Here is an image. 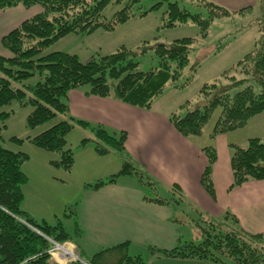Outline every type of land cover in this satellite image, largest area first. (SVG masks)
<instances>
[{"label":"trees","instance_id":"1","mask_svg":"<svg viewBox=\"0 0 264 264\" xmlns=\"http://www.w3.org/2000/svg\"><path fill=\"white\" fill-rule=\"evenodd\" d=\"M164 1L167 2L166 17L162 18L159 28L192 23L198 26L199 33L204 37L211 22L230 15L227 9L205 0L198 1L209 10L207 18L200 14H190L181 9L176 1ZM139 2L140 0H0V11L16 6L28 9L37 6L41 10L1 39V47L6 54H0V109L14 101L21 106H31L32 111L25 120L28 129H35L57 115H62V121L25 139L43 151L58 154L59 159L51 161L52 165L61 166L65 170L71 168L73 153L66 147L65 138L76 127L88 128L92 133V138L83 139L80 146L92 142L99 155L111 151L121 153L124 150V132H120L116 139L100 126L90 127L80 120L65 119L68 113L66 98L70 90L87 89L91 95L113 97L124 104L149 109L168 86L181 89L194 76L192 74L186 82L178 84L189 64L193 38L175 39L152 46H148L145 41L136 50L121 46L112 53L97 55L85 62L64 52L45 53L52 44L68 35H88L98 29L113 31L133 18L145 16L162 4L158 2L149 10L135 14ZM258 2L260 17L256 19V26L261 35L255 42L254 49L232 68L224 71L220 78L203 84L198 93V102L192 106L187 101L181 106L187 109L185 115H170L172 126L181 135L202 136L204 127L218 109L219 115L209 134L211 139L245 128L254 116L264 112V0ZM108 6L120 8L108 17L105 15ZM149 50L154 53L159 65L157 68L141 71L137 59ZM192 68V72H195L196 68ZM236 72L249 76L260 87V91L255 93L252 86H247L230 95L232 88L246 81L238 79L234 74ZM34 77H38V82L28 85V80ZM13 83H22V86L15 88ZM10 114L7 111L0 112V141L4 122ZM11 140L23 142L16 137ZM230 149L231 187L248 181L264 180L263 140L249 138L245 148L231 144ZM202 151L206 155L207 165L201 184L214 197L211 172L217 159L216 151L212 146H206ZM27 158L24 153L0 146V264H54L48 254L52 247L50 241H71L70 235L60 224H37L21 210L22 186L26 183L21 165ZM122 176L136 177L140 187L153 188L151 180L138 172L126 159L116 174L88 186L99 189L115 183ZM174 190L179 191L176 185ZM144 200L159 205L178 203L175 199L160 196L150 198L144 195ZM202 233L201 243H190L164 251V254L201 260L216 253L230 259L232 264H264V235H251L233 226L226 232L217 231L214 235L205 229ZM126 247L127 243H120L94 254L86 261L79 257L80 261L67 264H145L140 256H128Z\"/></svg>","mask_w":264,"mask_h":264},{"label":"rangeland","instance_id":"2","mask_svg":"<svg viewBox=\"0 0 264 264\" xmlns=\"http://www.w3.org/2000/svg\"><path fill=\"white\" fill-rule=\"evenodd\" d=\"M175 1L178 2L181 9H185L192 15L200 14L203 18L208 16L209 10L202 6L198 0H169V2ZM158 2H162V4L157 9L149 11L141 18H133L113 31L98 29L88 35H68L52 44L45 50V53L64 52L77 56L80 62H85L91 57L96 58L97 55L112 53L121 46L136 50L145 41L148 42V46H152L155 43H166L175 39L193 38L194 44L189 54V64L184 69L183 76L179 79L178 84L186 82L192 74L194 76L186 86L179 89V92H176L177 94L173 96V100L175 98L178 101L183 100V102L187 100L193 106L198 102V93L203 84L211 83L215 78H220L224 71L232 68L244 55L254 49V44L261 35L256 26V19L260 17V3L256 0L252 10L246 9L242 13L230 11L228 17L214 20L203 37L199 33L198 26L192 23L173 28H159L162 18L166 17L167 2L164 0H140L136 5L135 14L149 10L151 6ZM119 8L108 6L105 10V15L109 17ZM137 60L141 71H148L157 68L159 65L158 59L151 50ZM192 67L196 68L195 72H192ZM234 74L238 79H245L246 81L240 86L232 88L229 92L230 95L247 86H252L255 93L260 91V87L249 76L238 72ZM36 82H38V77L30 78L27 83L28 85H34ZM12 86L19 88L22 83H13ZM171 88V86H168V89ZM167 91V93H170L171 90ZM163 99L168 102L172 100L171 96ZM1 111H7L11 114L4 122L5 127L2 130L0 146L7 150L24 153L28 157L21 165V171L26 177V183L22 186L21 210L27 214L29 212L37 224L46 223L50 226L60 224L71 236V240H75L85 249L86 253L82 256V260L86 261L87 257L96 254V250H100L103 246L107 248L120 244L119 241H122L120 239L129 236L128 238L132 242L129 245L130 255L136 256L140 254L145 264H232L230 259L216 253L212 257L201 260L183 259L164 254V251H170L172 248H181L190 243H201L203 241L202 230L204 229L214 235L217 231H228L233 224L230 219L228 221L226 220L227 218L221 219L222 217H215L212 213L201 211L185 193L174 190V186L170 187L163 179L155 178L150 174L144 173L153 183V188L143 186V193L150 198L160 196L172 198L178 202L175 203L176 206H173L175 210L171 208L175 213L171 216L172 224L175 225L173 229L178 235V242L175 245H171L172 247L169 248L156 241L154 237H148L147 240H143L142 237L139 239L133 236L137 226L131 224L132 217L140 213V211L135 210L131 206L133 200L131 196L126 197L122 204L117 203L119 209H111V213L116 216V221L102 217L99 218L100 225L92 223L87 215L89 211L85 201L88 200V203L90 201L94 202L97 207L100 195H92L91 198L87 195L84 196L83 186L87 187L89 184L93 185L100 180L102 181L100 178L103 177H100V174L107 170L109 172H117L115 159L120 152H114L116 156L109 155L101 160L113 159L114 165L111 161H107L106 166L95 163L93 157H95V153L99 155L95 151V145L93 144V147L92 144L87 145L86 143L80 146V142L87 138H84L83 132L85 131L76 128L71 130L65 138L66 147L71 149L73 153L71 168L65 170L61 166H54L51 162H46V159L47 161L58 160V154L43 151L25 141L26 138H32L62 121L60 120L62 115H57L51 121L35 129H28L25 125V120L32 111L31 106H21L17 101H14L10 105L2 107ZM186 111V108L179 107L175 113L178 116H183ZM219 112V109L214 112L204 127V133L208 134L211 132ZM66 120L69 121V119ZM85 133L88 132L86 131ZM240 133L230 134L229 141L232 142L239 139V142L243 144L242 148L246 147L247 140L251 138V135L259 134L254 130H245ZM114 136L116 139L119 138V134ZM13 137L22 139L23 142L18 143L11 140ZM197 141H204L206 146H212L218 155L221 140L215 142V140L211 141L203 136ZM119 157H121L120 154ZM126 157L130 158L128 155ZM89 158H91L90 161ZM136 169L140 173L145 170L140 164H137ZM219 169L220 177H223L226 173L225 158L223 161H219ZM143 180L148 181L146 179ZM118 181L121 183L119 185L123 187L130 186L127 184L128 180L119 179ZM214 189H216V185ZM102 213L105 216L104 211ZM127 218L129 220H124ZM57 244L77 254L71 242ZM50 261L54 264H60L61 262L60 260L58 261L54 254L53 256L50 255Z\"/></svg>","mask_w":264,"mask_h":264},{"label":"crops","instance_id":"3","mask_svg":"<svg viewBox=\"0 0 264 264\" xmlns=\"http://www.w3.org/2000/svg\"><path fill=\"white\" fill-rule=\"evenodd\" d=\"M206 1L219 5L229 12L238 13H242L246 9L252 10L256 3V0ZM40 11L37 6L29 9L23 6H16L6 11H0V53H5L1 47L2 37L18 27L23 21L40 13ZM167 90H171L170 93H167ZM167 90L154 100L149 109L133 107L113 97L91 95L88 94L87 89L70 90L66 98L68 113L65 119L80 120L91 127L100 126L113 135L120 132L126 134L124 150L119 153L121 157L118 154L115 159L117 172L121 169L124 159L134 167L140 164L145 169L142 172L143 175L150 174L155 178H161L170 187L176 185L179 191L185 193L201 211L212 213L215 217H222L221 219L227 218L226 220H231L233 227L241 229L248 234L264 235V180L248 181L240 186L231 187L230 145L242 146L243 144L239 142V139L232 142L229 141L230 134L243 133L245 130L258 132L259 134H254L250 137L264 140V112L254 116L244 129L233 133L218 135L214 139L210 138V133H204L199 137H185L172 126L170 115L175 113L176 109L181 107L187 100L184 102L183 100L178 101L177 98L173 100V96L177 94L176 92H179V89L171 88ZM168 96L172 98L169 102L163 99ZM76 128L88 132H83L84 138H92V133L88 128ZM203 136L211 141L215 140V142L221 140L218 155L216 154L217 162L213 164L211 172L213 186L216 185L214 197H211L201 184V177L207 165L206 155L202 151L206 145L204 141L197 140H200ZM88 144L93 145L92 142H88ZM115 154L114 151L105 155H97L95 153L93 160L95 163L106 166L107 161H111L113 164V159L108 158L107 161H101L103 157L116 156ZM127 155L131 159L126 157ZM224 158L226 173L223 177H220L219 161H223ZM90 160L91 158H89ZM46 162L49 163L51 161L46 159ZM117 172L114 173L107 170L100 174V177H103L100 179L103 181ZM132 178L131 176H122L117 178L115 183L105 185L99 189L83 186L84 196L87 195L91 198L92 195H100L97 207L94 202L90 201L88 203V200L85 201L89 211V214H87L89 219L96 225H100L99 218L102 217L116 221V216L111 213V209H119L117 203L122 204L126 197L131 196L133 199H131V206L135 210L140 211L134 216L129 213L133 216L131 224L137 226L133 236L139 239L142 237L143 240H147L148 237H154L163 246L172 247L171 245H175L178 242V235L173 229L175 225L171 221V216L175 214L171 208L174 209L173 206L176 205H159L147 202L144 200L145 194L142 187L139 186L137 178ZM119 179L128 180L127 184L130 186L123 187L119 185L121 184L118 181ZM103 211L105 216L102 213ZM128 211L130 212L129 209ZM28 215L34 219L29 212ZM128 237L120 240L127 243L128 249L126 247V252L128 256L135 257L130 255L129 245L132 242ZM70 242L75 248L77 255L82 258L86 253L83 246L79 245L75 240ZM121 242L119 241V243ZM104 249H106V246L96 250L97 252L95 253ZM136 256L141 257L140 254ZM90 257H87V259Z\"/></svg>","mask_w":264,"mask_h":264},{"label":"built area","instance_id":"4","mask_svg":"<svg viewBox=\"0 0 264 264\" xmlns=\"http://www.w3.org/2000/svg\"><path fill=\"white\" fill-rule=\"evenodd\" d=\"M52 243V247L49 249L48 254L54 256L60 260V264H67L73 261H80L77 254L69 251L67 248H64L60 244L55 243L54 241H50Z\"/></svg>","mask_w":264,"mask_h":264}]
</instances>
